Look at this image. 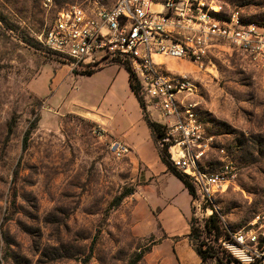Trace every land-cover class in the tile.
I'll list each match as a JSON object with an SVG mask.
<instances>
[{
	"label": "rangeland",
	"instance_id": "374dc122",
	"mask_svg": "<svg viewBox=\"0 0 264 264\" xmlns=\"http://www.w3.org/2000/svg\"><path fill=\"white\" fill-rule=\"evenodd\" d=\"M41 1L0 0V264H129L140 252L135 264H161V248L168 243L156 245L163 234L151 231L157 221L145 201L177 185L162 181L145 186L129 156L114 157L86 118L68 112L81 103L110 116L116 112L115 99L131 112L126 69L114 63L90 76L67 75V58L44 48L37 36L56 10L72 3L86 6L89 0H54L50 10ZM207 1L220 5L223 15L237 12L242 22L264 24V0ZM162 61L196 84L197 92L187 98L196 102L203 142L208 144L199 167L219 172L229 165L226 189L203 205L204 211L212 207L221 218L227 235L219 242L241 264L248 260L238 248L262 261L264 236L252 225L257 214L264 215V94L259 74L241 51L222 44L210 48L202 62ZM60 64L64 72L54 83L53 66ZM145 112L164 124L159 109L147 103ZM143 122L140 131L148 129ZM131 188L132 193L117 200ZM193 213L191 201L188 223L195 218L202 224L212 212L203 218ZM251 230L255 241L233 242L234 234ZM178 245L186 247L185 242ZM208 264L222 263L212 258Z\"/></svg>",
	"mask_w": 264,
	"mask_h": 264
},
{
	"label": "built area",
	"instance_id": "2783aa9c",
	"mask_svg": "<svg viewBox=\"0 0 264 264\" xmlns=\"http://www.w3.org/2000/svg\"><path fill=\"white\" fill-rule=\"evenodd\" d=\"M41 3L50 10L54 0ZM37 38L44 48L67 58L72 72L128 63L143 101L159 109L165 118V137L159 144H168L169 159L194 187L193 214L203 218L206 211L212 212V207L204 211L203 205L212 203L214 194L226 189L229 165H222L219 172L199 167L208 144L203 142L206 139L197 120L196 102L187 98L197 92L196 84L186 74L163 66L162 59L197 63L214 45L229 46L241 51L259 74L264 94V24L242 22L237 12L223 15L220 5L207 0H89L86 6L72 3L56 10ZM92 132L106 140L114 157L130 153L128 144L100 125H92ZM252 225L264 236V215L257 214ZM253 232L236 233L233 242L255 241ZM240 251L248 263L257 260V264H264L260 256Z\"/></svg>",
	"mask_w": 264,
	"mask_h": 264
},
{
	"label": "crops",
	"instance_id": "0c3cea01",
	"mask_svg": "<svg viewBox=\"0 0 264 264\" xmlns=\"http://www.w3.org/2000/svg\"><path fill=\"white\" fill-rule=\"evenodd\" d=\"M61 65L64 64L53 66L54 71L52 76L54 83L59 80L61 74L64 72ZM66 73L67 75L73 73L70 66L69 70H66ZM73 74L88 76L84 74ZM121 74L122 72L118 71L117 75ZM90 75L91 74H89V76ZM64 77H66V74ZM124 77L125 87L128 93L126 96V104L130 105L129 108H131L132 115L129 109H125L124 101H119V99H115L118 101L114 100V102H116V112L113 114L110 113V116L102 114L99 107H95L94 105L84 107L81 103L73 104L72 109L68 112L86 118L92 125H100L108 134L128 144L131 148L128 156L133 164L140 168V172L145 180V186L159 185L162 181L165 183H175L177 185V189L172 190L166 187L164 191H157L158 194L155 193L152 198L150 195L145 201L146 205L149 204L151 212L152 214L154 213L153 216L157 221V224L152 227L151 231L156 233L158 229L163 234L156 245L161 246L165 242L168 243L166 247L163 246V248H161L163 255L160 263L208 264V261H201L187 237L189 232L188 219L191 212V195L185 189L181 181L166 170V166L159 158L151 132L148 130L149 128H144V131H140V127L141 130L145 127L142 110L137 98L129 87L128 72ZM179 196L180 198H178ZM168 206H172L173 210L167 211L166 208ZM182 242H185L186 247L178 245ZM167 250H169L170 253Z\"/></svg>",
	"mask_w": 264,
	"mask_h": 264
},
{
	"label": "trees",
	"instance_id": "16d2710c",
	"mask_svg": "<svg viewBox=\"0 0 264 264\" xmlns=\"http://www.w3.org/2000/svg\"><path fill=\"white\" fill-rule=\"evenodd\" d=\"M257 23V22H256ZM263 24V23H259ZM38 39V38H37ZM41 44V43H40ZM42 45V44H41ZM122 67L126 69L128 72V81L129 87L137 98L142 111H143V119L146 122L151 134L153 136V140L157 145L158 155L160 157L161 162L166 166L168 172L173 174L177 179H179L183 186L187 189L189 194L193 196L194 187L189 181L187 175L178 171L176 167L173 165L171 160L169 159V154L167 150L168 144L162 142V145H159L161 140L165 137V129L166 126L154 120H151L148 114L145 112V102L143 101L140 95V88L138 81L136 80L134 73L130 70L128 63L120 64ZM99 69V68H98ZM97 69L91 70H74L75 74H84L89 75L95 72ZM35 127V123L31 124V127L26 130L25 136L22 141V147L25 148L27 145V141L29 138L30 131ZM132 193V188L125 193H122L117 200L121 197ZM212 209V213L203 219V223L200 224L197 222L195 218H191L189 221V232L187 237L193 246L195 252L198 254L202 262H207L212 258H215L219 263L229 264L231 262H236V264H241L236 259L232 258V256L227 252L225 248L222 247L221 242H219L220 237L226 236L227 232L222 227V222L220 216L216 213V211ZM264 241V240H263ZM260 244V243H259ZM143 252L137 253L135 257L129 264H135L137 261L141 259ZM245 264V263H242ZM248 264H257V260Z\"/></svg>",
	"mask_w": 264,
	"mask_h": 264
},
{
	"label": "bare ground",
	"instance_id": "6f19581e",
	"mask_svg": "<svg viewBox=\"0 0 264 264\" xmlns=\"http://www.w3.org/2000/svg\"><path fill=\"white\" fill-rule=\"evenodd\" d=\"M238 253H241L240 249L236 250Z\"/></svg>",
	"mask_w": 264,
	"mask_h": 264
}]
</instances>
